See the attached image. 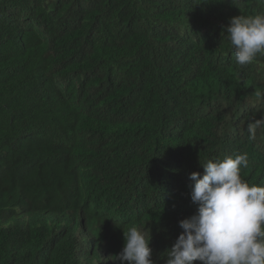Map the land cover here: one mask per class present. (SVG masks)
Here are the masks:
<instances>
[{
    "label": "trees",
    "instance_id": "trees-1",
    "mask_svg": "<svg viewBox=\"0 0 264 264\" xmlns=\"http://www.w3.org/2000/svg\"><path fill=\"white\" fill-rule=\"evenodd\" d=\"M255 14L264 0H0V264H121L133 226L166 264L201 164L246 154L264 186V54L238 65L225 31Z\"/></svg>",
    "mask_w": 264,
    "mask_h": 264
},
{
    "label": "clouds",
    "instance_id": "clouds-1",
    "mask_svg": "<svg viewBox=\"0 0 264 264\" xmlns=\"http://www.w3.org/2000/svg\"><path fill=\"white\" fill-rule=\"evenodd\" d=\"M225 31L238 65L264 54V14L234 16ZM247 164L246 154L226 156L201 164L202 175L190 174V199L197 210L179 221L182 232L166 250V264H264V186L241 178ZM78 213L90 221L86 209ZM123 232L125 243L115 258L121 264H154L150 237L135 226Z\"/></svg>",
    "mask_w": 264,
    "mask_h": 264
},
{
    "label": "rangeland",
    "instance_id": "rangeland-1",
    "mask_svg": "<svg viewBox=\"0 0 264 264\" xmlns=\"http://www.w3.org/2000/svg\"><path fill=\"white\" fill-rule=\"evenodd\" d=\"M94 227H95V228H94V229H95L94 231H95L97 234L100 235L101 232H99V230L97 229V226H94Z\"/></svg>",
    "mask_w": 264,
    "mask_h": 264
},
{
    "label": "bare ground",
    "instance_id": "bare-ground-1",
    "mask_svg": "<svg viewBox=\"0 0 264 264\" xmlns=\"http://www.w3.org/2000/svg\"><path fill=\"white\" fill-rule=\"evenodd\" d=\"M90 230V229H89Z\"/></svg>",
    "mask_w": 264,
    "mask_h": 264
}]
</instances>
